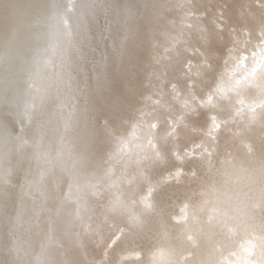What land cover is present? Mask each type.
Instances as JSON below:
<instances>
[{"label":"snow or ice","instance_id":"snow-or-ice-1","mask_svg":"<svg viewBox=\"0 0 264 264\" xmlns=\"http://www.w3.org/2000/svg\"><path fill=\"white\" fill-rule=\"evenodd\" d=\"M195 3H153L146 21L147 91L136 97L138 102L124 116L114 106L85 96L82 110L93 131L79 150L72 136L78 121L76 103L61 101L56 106L62 131L55 156L44 147L42 133L28 137V128L48 98L45 88L29 80L34 95L25 104L23 121L17 126V150L32 147L45 165L64 162L69 179L56 215L70 209L79 226L73 233L76 247L82 250L85 238L103 246L100 260H89L82 251L85 264H109L110 253L117 246L121 250L112 264H264V188L254 202H242L238 185L243 168L232 151L221 153L219 149L220 133L237 120L243 121L244 127L235 129L233 137L245 155L255 152L252 141L245 138L246 131L258 126L264 146V19L255 37L247 27L239 32L230 30L232 43L209 82V73L214 70L212 58L203 47L192 43L193 37L201 45L209 40V28L204 23L207 14L195 11ZM256 4L264 12V0H256ZM173 9L180 13L179 20L166 16ZM74 10L70 0L57 17L67 29L69 41L68 13ZM124 14L118 42L113 45L120 65L136 54L142 34L137 21L143 13L138 16V10L129 6ZM217 15L222 18V11ZM211 23L216 31H223L222 23L216 19ZM56 53L54 43L42 49L37 68L42 65L50 69ZM192 55L199 59L189 58ZM97 90H111L116 98L122 93L136 95L131 81H110L106 74L98 78ZM200 112L207 115L203 128L189 120ZM185 131L200 139L182 148L179 141ZM170 157L176 166L155 175ZM189 162L194 163L186 168ZM8 175L10 171H0V183H9ZM46 175L47 168H41L39 181H27L29 189L41 191L40 182ZM171 184L194 187L175 205V211L169 212L160 197ZM54 231V221L50 220L47 240L34 264H47L41 257L51 245ZM148 233L152 243L146 249L135 244L128 247L129 241ZM64 264L74 262L66 260Z\"/></svg>","mask_w":264,"mask_h":264},{"label":"bare ground","instance_id":"bare-ground-1","mask_svg":"<svg viewBox=\"0 0 264 264\" xmlns=\"http://www.w3.org/2000/svg\"><path fill=\"white\" fill-rule=\"evenodd\" d=\"M50 1L0 0V82L4 79V84L10 85L13 77V85L10 88L14 89L24 79L33 78L38 87L47 90L48 98L28 128V137L33 139L34 135L42 133L44 147L50 148L55 156L57 138L62 131L56 106L61 101L69 105L76 103L79 109L77 126L72 133L73 142L79 150L89 141L93 131L88 115L82 110L85 96L101 104L114 106L118 114L124 116L138 102L136 97L147 91L144 87L149 53L146 21L153 3L162 0H83L78 21H74L75 24L70 26L71 40L59 41V37H54L55 43L53 38L60 52L55 59L52 57V61L55 60V70H52L54 72H51L52 75L46 80H39L50 72L47 68L44 70L42 65L39 68L36 66V57L46 36L45 24L46 27L49 24L45 23V9ZM129 6L138 10V16L143 13L137 21L142 34L136 54L120 65L116 60L113 45L118 42L125 19L124 9ZM218 10L222 11V18L217 15ZM195 11L207 14L204 17V23L209 28L207 44L201 45L195 37L192 43L193 46L203 47L212 58L214 70L208 76L211 82L216 71L221 68L226 50L232 43L230 30L235 28L239 32L241 28L247 27L255 37L257 26L264 19V12L257 7L256 0H196ZM166 16L179 20L180 13L173 9L167 12ZM213 19L224 25L223 31H216L211 23ZM11 45L15 46L17 51L14 55ZM7 57H10L9 60ZM189 58L199 59L195 55ZM105 74L110 81H131L136 95L129 97L122 93L116 98L111 90L98 91V78L102 79ZM27 82L22 83L25 91L21 96V106L33 99L34 94L26 87ZM207 86L208 84L204 85ZM7 98L9 101L10 93ZM176 108L179 110L178 105ZM22 120L21 115L6 105L0 108V152L3 150L0 154V167L3 168L0 171L5 174L10 171L9 183L0 184V213L9 219V222H4L3 229L0 224V264H34L36 257L41 253L42 244L47 240L50 220L54 221L53 240L41 257L47 264H64L66 260H71L74 264H85L82 251L89 260L102 259L103 246L98 247L94 240L85 238L83 249L76 247L73 233L79 226L70 209H65L59 217L56 215L69 179L64 162L56 160L51 165H45L37 158L32 147L22 151H18L17 147L13 148V143H17L16 128ZM189 120L198 128L205 127L208 122L204 112L189 117ZM243 127V121L237 120L224 129L219 136V149L221 153L230 150L238 158L237 162L243 168L241 183L238 185L240 199L242 202L251 203L264 188V146L259 140L261 130L258 126L246 131L245 138L252 141L255 152L252 156L245 155L233 137V131ZM99 136L102 138V132ZM199 139L198 135L185 131L179 143L183 148ZM193 163L189 162L185 167H191ZM175 166L176 162L170 157L169 163L157 169L155 175H162ZM45 167L47 175L40 182L41 191H31L27 181H39L41 168ZM193 187L194 185L176 184L167 186L160 197L162 205L169 212L175 211V205L184 199ZM41 192L44 193L43 197ZM151 243L152 234L148 233L129 241L128 247L131 248L135 244L146 249ZM120 250L121 246H117L111 251L109 264L116 260V253Z\"/></svg>","mask_w":264,"mask_h":264},{"label":"water","instance_id":"water-1","mask_svg":"<svg viewBox=\"0 0 264 264\" xmlns=\"http://www.w3.org/2000/svg\"><path fill=\"white\" fill-rule=\"evenodd\" d=\"M69 2H70V0H51L48 7H46V9H45L46 10L45 23H47V24L49 23V24L47 25V27L45 24V28H46L45 35L46 36L44 38V44H43L42 49H47L50 44H53L54 43L53 42L54 37H57V38L59 37L60 38L59 41L60 40L61 41H63V40L67 41L68 38H67L66 34H64V33H66L65 30H67V29L64 27V25L62 23H59L57 21V17L68 6ZM71 2L73 3L75 10L73 12L68 13V20H69L70 26L73 23L75 24L74 21H78L79 14L83 8V0H71ZM53 5H55L56 7L54 8ZM55 40L56 39L54 38V41ZM55 43H56V41H55ZM10 48L13 50V51L11 50V52L12 53L14 52L13 53V55H14L17 52L15 46L11 45ZM41 50L37 54L36 59H38V57L41 53ZM57 53H60L58 48H57ZM57 53H56V55L53 56L54 57L53 59H55L56 56H58ZM48 54H51V53H48ZM8 55L10 56L9 53H8ZM9 58L7 57L8 60H9ZM57 59H59V58H57ZM54 62H55V60L53 61V64H54ZM47 69H49V68H47ZM44 70H45V68H44ZM44 70H43V72H44ZM49 70H50V72H47V74L44 75V78H40L39 80H46L47 77L49 78L52 75L51 72H54L52 70H55V68L52 66ZM48 74H50V75H48ZM11 78H12V82L10 85L4 84V79H2L0 82V108H2L4 105H6L7 108H10V110L16 111V113L19 116L21 115V117H23L24 106H21V96L23 95V91H25V90H24V87H22V85H23L22 83L24 81H28L26 84L27 85L26 87H28L29 80L24 79L20 85H18L16 88L13 89V88H10L13 85V77H11ZM8 93H10L9 101H7L8 100V98H7ZM14 99H15V101H14ZM13 146H14L13 148H16L17 143H13ZM2 151L3 150H1L0 154H2ZM2 168L3 167H0V169H2ZM7 220L9 222V219L6 218L4 216V214L1 212L0 213V224H1L2 229H3L4 224H5L4 222H6Z\"/></svg>","mask_w":264,"mask_h":264}]
</instances>
